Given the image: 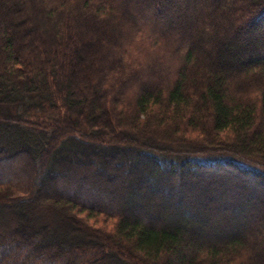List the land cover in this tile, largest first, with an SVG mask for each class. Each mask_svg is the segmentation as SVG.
Here are the masks:
<instances>
[{
  "label": "trees",
  "instance_id": "obj_1",
  "mask_svg": "<svg viewBox=\"0 0 264 264\" xmlns=\"http://www.w3.org/2000/svg\"><path fill=\"white\" fill-rule=\"evenodd\" d=\"M263 188L264 0H0V264H264Z\"/></svg>",
  "mask_w": 264,
  "mask_h": 264
},
{
  "label": "rangeland",
  "instance_id": "obj_2",
  "mask_svg": "<svg viewBox=\"0 0 264 264\" xmlns=\"http://www.w3.org/2000/svg\"><path fill=\"white\" fill-rule=\"evenodd\" d=\"M184 8V7H183ZM186 8L185 9H183L182 10V13H181V15H180V20H182L183 18V15L184 14H186L187 12H186ZM163 20V22H164V24L165 25H169V23H171L172 24V22H170V19H162ZM185 22L184 23H186V25H189L190 26V24L192 23V20L188 17V19L186 20H184ZM198 38H200V37H198ZM196 39L197 41L195 42V46L197 45L198 46V48H199V51H201V49H204V46H206L205 44V42L201 39L199 42H198V40L199 39ZM190 44L191 43H189V46H190ZM193 45V44H192ZM140 87H141V89H143V90H146V89H148V85H145V84H141L140 85ZM40 177V176H39ZM39 179L40 178H35V180H36V182L37 181H39ZM61 180H59V182H60ZM62 182V181H61ZM68 184H70V182H68ZM263 190H264V188H263ZM62 191V190H61ZM96 195H98V194H96ZM97 198V197H96ZM94 199L93 198V200H98V199ZM99 198V197H98ZM101 198V197H100ZM93 200H90V201H92L93 202ZM114 199L110 196V197H107L104 201H102V204H110V203H112V201H113ZM87 201H89V200H87ZM256 201L257 202H263L264 201V199L263 198H258V199H256ZM1 211V213L3 212V210H0ZM262 213V211L260 210V214ZM262 215V214H261ZM264 217V216H263ZM261 218V220H263V221H259L258 222V224L256 225L257 227V229H259V230H263L264 229V218ZM164 224H168V223H166L164 220H162V219H160ZM160 220H159V222H160ZM161 223V222H160ZM169 225V224H168ZM229 227V226H228ZM229 229H232V230H235V229H238L240 232H239V234H241V237L245 240V241H248V240H252V239H254V237H253V232H251L250 230H249V227H248V225H243V226H240V228L239 227H237L236 226V228H235V226L234 227H229L228 228V230ZM227 230V228H223V229H220V230H214V229H204V230H202V229H199L198 231H192V234L193 235H191L190 237H192L194 240H196V241H199V240H201V239H204V240H208L209 239V237L211 236V235H214V236H216L217 238H219L220 240H223V239H225V233L228 231ZM212 232V234H209V233H211ZM210 235V236H209Z\"/></svg>",
  "mask_w": 264,
  "mask_h": 264
}]
</instances>
